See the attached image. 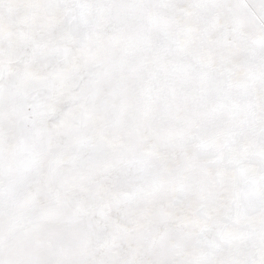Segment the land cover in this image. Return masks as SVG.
Returning <instances> with one entry per match:
<instances>
[{
	"label": "snow or ice",
	"instance_id": "1",
	"mask_svg": "<svg viewBox=\"0 0 264 264\" xmlns=\"http://www.w3.org/2000/svg\"><path fill=\"white\" fill-rule=\"evenodd\" d=\"M0 264H264V0H0Z\"/></svg>",
	"mask_w": 264,
	"mask_h": 264
}]
</instances>
